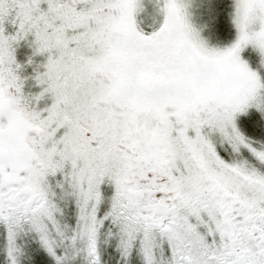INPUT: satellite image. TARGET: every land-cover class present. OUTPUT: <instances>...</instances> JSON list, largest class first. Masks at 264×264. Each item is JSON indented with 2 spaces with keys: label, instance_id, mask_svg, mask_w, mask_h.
Segmentation results:
<instances>
[{
  "label": "snow or ice",
  "instance_id": "obj_1",
  "mask_svg": "<svg viewBox=\"0 0 264 264\" xmlns=\"http://www.w3.org/2000/svg\"><path fill=\"white\" fill-rule=\"evenodd\" d=\"M0 264H264V0H0Z\"/></svg>",
  "mask_w": 264,
  "mask_h": 264
}]
</instances>
